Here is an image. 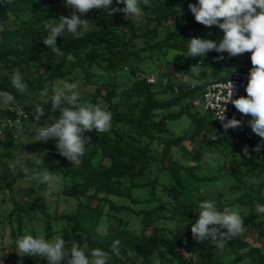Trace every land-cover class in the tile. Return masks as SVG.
<instances>
[{"label":"trees","instance_id":"obj_1","mask_svg":"<svg viewBox=\"0 0 264 264\" xmlns=\"http://www.w3.org/2000/svg\"><path fill=\"white\" fill-rule=\"evenodd\" d=\"M49 1L55 3L59 0ZM190 3L196 4L198 0H151V7L142 6L140 17H125L122 12L108 16L102 10L93 9L81 16V19L88 20L90 28L82 38L74 39L67 33L57 37V47L65 56L53 53L43 43V39L48 35L49 21L58 20L61 15L70 17L72 12H60L58 7L48 4L47 0H12L11 4H0V91L11 93L15 97L12 104L18 103L26 108L28 118L25 122L42 126L51 123L48 119L50 116L59 118V110L52 112L50 103L43 105L45 114L39 121H36L33 109L42 103L39 98L41 90L47 86L51 91L52 87L65 80L76 82L80 79L79 90L84 100L105 106L113 114L111 130L101 134L95 130L86 133L91 137L86 154L78 165L71 162L67 164V170L71 171L74 181L65 184L55 196L62 195L67 201L74 198L75 205L64 209L54 218L48 210L44 195L39 194L29 201L28 207L12 198L14 207L9 214L15 216L18 225L17 230L11 228L13 246L17 235H23L24 217L34 211H41L46 219L44 237L53 238V221L57 225L61 224L60 236L66 243L69 242L68 248L72 242L82 243L86 240L90 248L107 251L114 241L119 240L121 256H112L109 264H131L136 261L139 264H157V260H166L169 256L177 264H225L222 259L211 256L203 242L193 239L191 228L183 231L170 229L169 220L195 222L198 212L193 206L190 205V209L183 205L190 212L184 211L183 216L179 217L175 208H170V203H176L175 199L172 202L158 201L152 208L139 211L114 200L119 196L130 198L134 204L155 200L153 196L133 197L123 187L126 179L133 188L145 189L149 185H159L165 193H173V198H176L177 193L184 188L181 171L190 170L178 164L173 157V150L180 149L188 140L204 138L207 134L224 136L231 151L243 156L254 174L264 173V147L259 152L253 151L261 138L254 143L244 138L248 142V156L242 151L244 147L238 146L237 140L243 139V133L251 129L248 125L225 131L221 122L210 112L204 110L205 113L201 114L194 110L206 83L227 79L235 70L251 69L250 53L239 55L238 60H235L226 52L210 51L205 56L210 60L207 71L198 75L191 65H180L176 71L166 74L162 82L163 90L156 87V79L154 83L147 81V76L153 74H140L138 67H130L131 76L128 80L124 78L126 82L117 79V68L122 71L128 61H141L145 52L160 51L166 54V50L171 48L187 52L188 40L193 37L215 41L223 38V32L218 27H206L195 21L188 7ZM112 7L123 8L124 5L116 4V0H113ZM69 52L75 57V62L66 59ZM221 55L224 58L217 59ZM196 63L201 65L203 62ZM15 69L20 70L27 85L24 93L18 92L11 84L10 77ZM179 76L195 82L196 86L179 84ZM209 76L210 79H207ZM177 83L178 90L175 91L173 86ZM159 93H165V97H159ZM6 116L8 113L4 108L1 110V119ZM184 116L196 123V133H172L169 138L161 141L159 150L161 168L172 175L174 183L160 184L156 175L143 180L154 157L150 140L155 138V133L167 130L170 120ZM30 134L28 127L23 129V138H14L13 133L7 131L0 140V161L3 155L8 156V150L19 148ZM145 138H149V142L144 141ZM44 147L52 165L44 158L38 168L32 169L29 166L27 169L31 172L47 168L54 176L59 175L64 163L68 161L57 152L55 140H48ZM32 158L35 161L38 155ZM173 163L180 167H174ZM56 166L59 170H56ZM0 171L6 181V186L0 184V189L12 188L20 178L28 176L22 169L8 179L7 171L1 163ZM237 179L239 183L243 182L240 177ZM39 188L47 189V186L40 184ZM222 195L219 193L216 196L218 208L222 210L225 206L241 205L240 214L244 217L246 227L243 236L233 238L227 246L237 251V261L247 258L249 264H264V214L257 209L245 211L257 203L263 204L264 194L245 193L228 201L222 200ZM123 211L141 217V232L132 229L128 221L123 223L122 218H119L116 226L109 227L107 232L98 231L103 217L109 221L110 216H118ZM202 248H206L207 252ZM243 249L248 251L244 253ZM42 261L47 264L46 260ZM26 262L35 264L34 257L26 256Z\"/></svg>","mask_w":264,"mask_h":264},{"label":"clouds","instance_id":"obj_2","mask_svg":"<svg viewBox=\"0 0 264 264\" xmlns=\"http://www.w3.org/2000/svg\"><path fill=\"white\" fill-rule=\"evenodd\" d=\"M12 0H0V4H11ZM123 8L112 7L113 0H65V7L72 9L69 16L61 15L48 25V35L43 43L57 56L65 53L57 47V37L66 33L74 39L82 38L89 30L88 20L81 19L93 9L102 10L108 16L122 12L126 16L140 17L142 6L151 7V0H116ZM197 23L212 27L216 26L223 32L219 41L193 37L188 40L186 57H205L208 52L227 53L236 57L251 53V69L245 87L246 96L232 99L234 86L229 82L228 95L225 104L231 102L239 113L250 116L247 121L252 132L261 138V142L253 149L259 152L264 147V0H198L196 4L188 5ZM79 14V15H78ZM174 58V57H173ZM172 58V60H173ZM221 55L217 59L222 60ZM66 59L75 62V57L69 52ZM202 63V61H201ZM12 86L21 93L27 91V85L19 69L13 70L10 77ZM41 104L34 107L35 119L39 121L45 114L43 105L51 104L52 112L59 110L60 116H50L51 123L34 126L37 141L55 140L58 153L72 164H79L90 145L91 137L86 135L95 130L98 134L107 133L112 128L113 114L105 106L84 100L79 90L78 82L65 80L49 91L46 86L39 92ZM15 97L0 91V108H6L14 102ZM225 108L219 120L225 131L243 126V121L226 119ZM17 136L23 137V128L17 127ZM245 156L249 155L248 148H243ZM16 163L28 174V178L39 184L51 185L54 173L47 168L43 171L29 170L17 157ZM43 164V160H37ZM47 191L42 195L47 196ZM198 219L191 226L192 237L197 242L210 241L217 249L223 250L233 238L243 236L246 231L244 217L240 214L239 205L225 206L221 210L214 200L197 201ZM257 211L264 214V204L255 205ZM225 230V231H222ZM65 240L60 235L46 239L43 235L31 234L18 236L15 240L17 254L46 260L47 264H109L112 256H121V243L114 241L109 250L90 248L87 241L72 242L70 248H65ZM248 249H243L246 253Z\"/></svg>","mask_w":264,"mask_h":264},{"label":"rangeland","instance_id":"obj_3","mask_svg":"<svg viewBox=\"0 0 264 264\" xmlns=\"http://www.w3.org/2000/svg\"><path fill=\"white\" fill-rule=\"evenodd\" d=\"M47 3L59 8L60 12L71 13L72 9L65 7V1L59 0L55 3H51L47 0ZM51 21L48 22V25ZM251 54V53H250ZM187 52L178 49H167L166 54L160 51L145 52L143 54V59L141 61L130 60L125 63L123 70L117 68V79L121 82H126L130 79L131 74L129 73L130 67H138L140 74H153L156 79V87L159 90H163L162 85L163 80L169 72L176 71L180 65H191L192 69L196 74L204 73L210 67V60L206 57H186ZM174 57V58H173ZM238 57H234L238 60ZM173 58V60H172ZM241 58H244L241 56ZM198 59L202 60V64L198 65L196 61ZM250 60V59H249ZM211 76H209L210 79ZM126 80H125V79ZM81 81L78 79L76 82ZM91 88V87H90ZM159 97H165V93H159ZM195 111H199L204 114V108L201 103H196ZM0 108V119L1 110ZM28 125V126H26ZM38 126L36 123L29 124L25 122L21 127L25 129L29 128L31 134L23 140L21 146L17 149L8 150V156L3 155L0 161L3 164V168L7 171L8 179L14 174L22 170L21 166L16 163L17 157L23 162L24 167L34 169L38 168L39 164L36 163L37 160L44 158L52 165V162L46 156V147L42 141H37L33 127ZM197 126L196 123L190 119L188 116H184L178 120H170L168 122V129L162 132L155 133V138L150 140V147L153 149V160L151 167L149 168L147 174L143 177V180H147L149 176L152 177L156 175L159 179L160 184H171L174 183L172 175L165 169L161 168L159 150L161 146V141L169 138L172 133L175 135H182L184 133L192 135L196 133ZM24 136V135H23ZM243 139H238V146L243 148L248 146V142H259L260 137L252 132V130H247L243 133ZM23 138V137H22ZM246 138L247 141L244 140ZM144 141L149 142V138H145ZM152 141V142H151ZM58 152V151H57ZM38 155V158L34 161L32 157ZM173 157L178 161L180 166L186 167V169L181 171V179L184 184L178 193L176 198L175 195L167 194L162 190V187L157 185H149L147 188H133L129 186V180L124 181V189L128 191L133 197L137 198H147L148 196L155 197L153 202H145L142 204H134L130 198L126 196L113 197L119 204L130 205V208L135 211L149 209L157 204L158 201L172 202L173 199L176 200L175 204L170 203V208H175L177 216H183L185 209L184 207H189L190 205L194 207L197 211V201L210 199L216 200V196L222 193V200L228 201L232 200L236 196L243 195L245 193H262L264 194V173H253L249 169L248 162L241 156L238 152L233 153L230 146L225 141L224 136L217 135H205V137H197L196 140H188L184 146L180 149L173 150ZM65 158V157H64ZM30 160V161H28ZM67 160V159H66ZM67 163L62 167V171L58 173L59 175L54 176V180L51 185L45 184L47 189L39 188L36 182L31 181L28 176L19 179V182L12 188L3 187L0 189V264H27L26 256H19L17 252L16 245H12L13 238L11 237V228L17 230V220L14 215H10V211L14 207L12 198L18 200L22 206L28 207V202L33 200L39 194L42 195L43 192L47 191L49 194L44 196V200L48 205V210L50 214L57 218L64 209L72 207L75 205V199L70 198L69 201L64 200L63 196H55L60 189L63 188L65 184H70L74 181V177L71 171L67 170ZM41 165V164H40ZM174 167L177 166L175 163L172 164ZM59 170V167H55ZM185 169V168H184ZM238 172L240 174L238 175ZM238 177H240L243 182H238ZM0 184L6 186V181L3 179L2 172L0 171ZM60 198V199H59ZM72 200V201H71ZM174 202V201H173ZM264 204V203H263ZM184 205V207H182ZM256 205V204H255ZM255 205L252 208H247V211H252L256 209ZM242 206L239 205V208ZM190 208V207H189ZM191 209V208H190ZM188 210V213L190 212ZM109 221L106 217L101 220L98 231L105 233L111 226H116L119 222V218H122L123 223L129 222L132 229L137 232H141L142 226L140 224L141 217L137 216L135 213L123 211L118 216L112 215L109 217ZM193 221H172L169 220L168 224L170 229L175 231H183L190 229ZM55 233L53 235H61L59 230L62 229V225H57L52 222ZM45 226L46 219L41 211H34L30 216H26L23 219L22 234H31L34 237L43 235L45 236ZM21 236V235H17ZM251 240L252 238L249 237ZM16 240V239H15ZM204 245L207 246L208 251H210L211 256L222 259L225 264H249V260L242 259L237 261V251L231 250L227 245L223 250L217 249L210 241H204ZM69 242L66 243L65 248H68ZM204 252L206 248H202ZM35 264H43L42 259L34 258ZM131 264H139V262H134ZM157 264H177L174 259L170 256L166 260H157Z\"/></svg>","mask_w":264,"mask_h":264},{"label":"built area","instance_id":"obj_4","mask_svg":"<svg viewBox=\"0 0 264 264\" xmlns=\"http://www.w3.org/2000/svg\"><path fill=\"white\" fill-rule=\"evenodd\" d=\"M198 63L201 64V61L198 60ZM248 74L249 70H235L233 74L227 79L206 83L204 86V91L196 103H201L204 110L210 112L218 121H220L219 118L223 114V108H225L224 115L226 119L235 117L236 119L243 121V126L241 128L247 126V121L250 120L251 117L239 113L231 102L225 104V99L228 95V92L230 91V81L234 86L232 99L247 95L245 92V87L248 82ZM146 79L150 83L155 82L154 75H149ZM178 83L185 84L189 87L196 86L195 82L188 81L183 76L178 77ZM178 83L173 86L175 91L178 90ZM6 111L8 116L0 119V140L5 137L7 131H11L14 138H17V127H20L28 118V112L26 108L18 103L10 104L8 107H6ZM222 129L224 130L223 126Z\"/></svg>","mask_w":264,"mask_h":264}]
</instances>
